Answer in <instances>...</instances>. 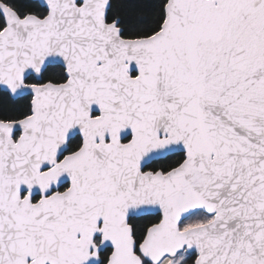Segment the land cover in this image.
<instances>
[{
	"label": "snow or ice",
	"instance_id": "obj_1",
	"mask_svg": "<svg viewBox=\"0 0 264 264\" xmlns=\"http://www.w3.org/2000/svg\"><path fill=\"white\" fill-rule=\"evenodd\" d=\"M0 264H264V0H0Z\"/></svg>",
	"mask_w": 264,
	"mask_h": 264
}]
</instances>
